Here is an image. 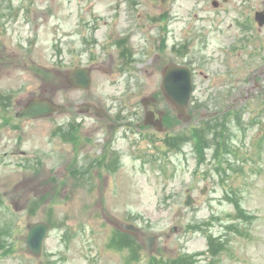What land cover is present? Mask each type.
I'll use <instances>...</instances> for the list:
<instances>
[{"label":"rangeland","instance_id":"374dc122","mask_svg":"<svg viewBox=\"0 0 264 264\" xmlns=\"http://www.w3.org/2000/svg\"><path fill=\"white\" fill-rule=\"evenodd\" d=\"M160 6L0 0V264H38L26 239L27 223L39 220L52 223L46 264H264V25L255 19L264 0H169L168 50L158 62L147 47L159 41ZM78 12L99 27L87 42L92 52H79L87 36L76 33ZM120 33L136 50L130 75L120 70ZM184 60L194 71L187 122L160 88L163 66ZM75 65H93L91 90L108 112L86 124L77 146L70 120L84 95L65 80ZM38 95L60 110L15 119ZM153 95L164 130L144 123L142 99ZM230 109L235 153L220 167L213 149L196 150L193 135ZM122 222L157 233L156 252Z\"/></svg>","mask_w":264,"mask_h":264},{"label":"water","instance_id":"95a60500","mask_svg":"<svg viewBox=\"0 0 264 264\" xmlns=\"http://www.w3.org/2000/svg\"><path fill=\"white\" fill-rule=\"evenodd\" d=\"M258 22L264 24V11H259L256 14ZM73 74H76L80 80L81 85L89 86L91 81L89 71L87 68H79L75 72L69 71L68 81L73 84ZM193 85V73L187 66L169 65L164 73L162 90L167 98L177 107L178 117L184 121H189L192 118L191 113L188 112L190 100L192 96ZM145 106H147V99L144 100ZM56 105L48 99L32 100L25 108L19 111L20 117H40L53 114L57 109ZM146 123H154L161 126L160 120H155V112L148 110L145 116ZM193 202L191 195L187 200V204L190 205ZM122 229L131 233L139 234L146 248L153 252L156 248L157 238L156 234L148 233L144 234L141 229L132 223H122ZM30 232L27 238L30 251L40 257L43 250V241L48 233L50 224L44 221L29 224ZM39 264H45L42 260Z\"/></svg>","mask_w":264,"mask_h":264},{"label":"flooded vegetation","instance_id":"af4514ba","mask_svg":"<svg viewBox=\"0 0 264 264\" xmlns=\"http://www.w3.org/2000/svg\"><path fill=\"white\" fill-rule=\"evenodd\" d=\"M160 11L161 12L158 14V17L161 20L165 19V22H163V21L159 22L160 28H159V33H157L159 43L157 45L150 44L147 47V49H153V51L155 52L156 60L158 62L161 61V58H160L161 51L165 50V54L167 55L168 32H169L168 23L166 22L168 11H166V10L164 11V8L162 7V5L160 6ZM78 14L81 15V13H79V12H78ZM80 18H81V20L78 19L79 21L75 24V26L80 27L79 29H76L77 34L81 33V34H85L87 36L83 39V41H85V43H83L84 49H81L79 51L81 54H83L84 52H92L93 51V50L89 49L90 46L88 47V45H89L88 43L90 40H96L97 41V38L99 36L98 35L99 27H94L93 23L91 22L92 18H89V19L86 18L85 19L84 17H82V15ZM106 23L107 22H105V24ZM125 31L126 30H124L123 32H125ZM89 35H90V37H89ZM104 36H107V35L105 34ZM126 36H127V34H124V33L118 34L116 37L117 42L114 41V44L117 48H121V51H122V55H120L122 57L121 60L126 61V62L122 61L123 63H121L122 66H121L120 70L122 71V69L124 67L125 73L130 75L132 73L131 69L134 70V66H132V65H135L134 64L135 59L133 58V53H134L133 51L136 52V50L131 49V44H126V42H127ZM137 49H138V47H137ZM140 50H141V47H140ZM151 57L149 59V63H152V61L154 59ZM169 63H173V62L171 61ZM78 66L79 65H75V67H78ZM90 67H91L90 68L91 74H93L94 67H93V65H90ZM104 70H105V73L110 72V70L107 69L106 67L104 68ZM164 70H165V66H163L162 74H163ZM146 72H149L148 69L146 70ZM131 81H128L127 84L130 85ZM93 84H94V82H93ZM132 84H133L132 88H136L135 85H138L136 82H133ZM77 89H80L81 91H83L82 95H84V96L79 101L73 102V108L77 111V113L73 114L71 117L72 122H73V125H72L73 126V142H74V145H76V146H77V143H81V141H82L81 139L84 136L83 130L86 129L85 128L86 124H89L90 121H93V119H95V120L96 119L99 120L100 118L102 119L104 117V116H102V112L107 113L106 117H108L107 110L96 103V100L94 99L96 97L90 88L85 89L83 87H79ZM158 102H159L158 98H157V100H150L149 109L155 110L156 114H157V118L162 119L164 122V117H165V115L163 114L164 112H160V110H158V108L156 106ZM86 110H88V113H81L80 112V111H86ZM92 111L94 112L93 114H91ZM87 132H89L88 129H87ZM88 145H89V140H88ZM87 147L88 146H85V148H87ZM76 149H77V147H76ZM103 149H104V146L102 147V149L97 150V152L100 154L101 157H103V154H104ZM78 159H79V155H78ZM78 163H79V160H77V162L75 164H78ZM97 163H99V162H97ZM101 163H103V161H101Z\"/></svg>","mask_w":264,"mask_h":264},{"label":"trees","instance_id":"16d2710c","mask_svg":"<svg viewBox=\"0 0 264 264\" xmlns=\"http://www.w3.org/2000/svg\"><path fill=\"white\" fill-rule=\"evenodd\" d=\"M231 112V109L228 110L219 124H217L214 117L206 118V124L203 127L194 130L195 134L193 137L196 150L204 151L207 149H213V157L217 159L220 167L222 165V160L226 158L227 153H235V150H232L233 144L230 137L233 131L231 126L232 119L227 117L228 115H231ZM261 114L264 115V105L261 109ZM254 121L257 122L258 119L255 118Z\"/></svg>","mask_w":264,"mask_h":264}]
</instances>
